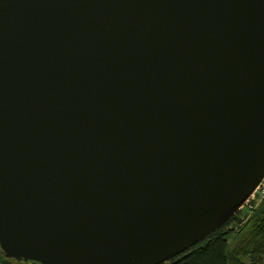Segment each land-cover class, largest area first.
<instances>
[{
  "label": "water",
  "instance_id": "95a60500",
  "mask_svg": "<svg viewBox=\"0 0 264 264\" xmlns=\"http://www.w3.org/2000/svg\"><path fill=\"white\" fill-rule=\"evenodd\" d=\"M264 178V0H0V249L161 264Z\"/></svg>",
  "mask_w": 264,
  "mask_h": 264
},
{
  "label": "trees",
  "instance_id": "16d2710c",
  "mask_svg": "<svg viewBox=\"0 0 264 264\" xmlns=\"http://www.w3.org/2000/svg\"><path fill=\"white\" fill-rule=\"evenodd\" d=\"M247 212H237L205 240L161 264H264V199ZM13 262L33 264L6 258L0 249V264Z\"/></svg>",
  "mask_w": 264,
  "mask_h": 264
},
{
  "label": "built area",
  "instance_id": "2783aa9c",
  "mask_svg": "<svg viewBox=\"0 0 264 264\" xmlns=\"http://www.w3.org/2000/svg\"><path fill=\"white\" fill-rule=\"evenodd\" d=\"M263 199H264V178L257 186V188L254 190L252 195L248 198V200L239 208L238 212L245 210V214H247L248 213L247 210L251 211L254 207H257L262 202Z\"/></svg>",
  "mask_w": 264,
  "mask_h": 264
},
{
  "label": "rangeland",
  "instance_id": "374dc122",
  "mask_svg": "<svg viewBox=\"0 0 264 264\" xmlns=\"http://www.w3.org/2000/svg\"><path fill=\"white\" fill-rule=\"evenodd\" d=\"M244 211H245V210H244ZM13 264H16V263L13 262ZM18 264H29V263H18Z\"/></svg>",
  "mask_w": 264,
  "mask_h": 264
},
{
  "label": "clouds",
  "instance_id": "9594fccd",
  "mask_svg": "<svg viewBox=\"0 0 264 264\" xmlns=\"http://www.w3.org/2000/svg\"><path fill=\"white\" fill-rule=\"evenodd\" d=\"M237 212H238V211H237ZM237 212H236V213H237Z\"/></svg>",
  "mask_w": 264,
  "mask_h": 264
}]
</instances>
